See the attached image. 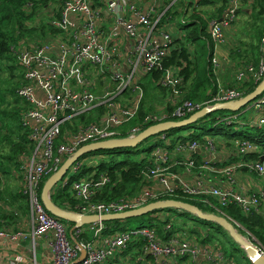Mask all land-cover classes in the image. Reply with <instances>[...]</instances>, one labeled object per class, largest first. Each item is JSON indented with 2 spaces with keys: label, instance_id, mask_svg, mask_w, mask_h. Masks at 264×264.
<instances>
[{
  "label": "built area",
  "instance_id": "2783aa9c",
  "mask_svg": "<svg viewBox=\"0 0 264 264\" xmlns=\"http://www.w3.org/2000/svg\"><path fill=\"white\" fill-rule=\"evenodd\" d=\"M143 1L145 8L134 0H102L101 5L94 4V0H63L61 18L51 24L69 36L57 42L30 43L19 51L18 61L23 79L16 90V97L27 108L22 115L21 125L29 130V141L33 146L31 156L22 161L19 168V177L24 183L22 193L26 196L29 208V230H26V227L14 229L9 226L12 222L0 219V264H39L37 249L40 241H46L51 252L49 264H109L127 249L129 241L133 238H142L144 241V246L139 251L140 262L142 258L152 257L154 260H160L162 264H197L200 261L203 264L234 263H227L222 252L214 250L215 246H201L184 234L157 241L155 231L148 227L108 235L104 234L105 227L99 222L75 226L68 231L67 223L62 225L60 219L51 215L41 201L42 180L55 175L63 163L73 157L80 148L117 139L130 140L142 132L140 127H135L127 131L126 137H121L123 128L137 117L144 95L133 74L118 71L120 64L117 57L120 54L121 35L124 34L133 42L125 55L126 62L131 64L130 70L137 73V69H140L144 75L162 69V58L174 47V38L170 32L172 25H168L173 18L166 15L169 8L166 9L164 0ZM192 1L196 4L199 0ZM243 1L252 0H227L220 18L213 19L208 25L214 45L212 64L215 70L218 68L215 56L217 47L225 44L226 32L233 30ZM108 13L112 15V24L105 30L102 24L104 16ZM133 55H138L134 66L131 62ZM88 68H93L98 74L109 73L111 83L117 87L115 93L107 96L102 102H97V98L90 93L85 78ZM178 73L179 69L175 68L163 71L158 84L168 91L167 102L173 107L172 111L153 112L143 119L144 123L154 126L165 122L184 121L201 110L219 104L235 103L245 97L239 90L225 88L217 80V92L210 101L181 102L182 78ZM214 73L216 74V71ZM247 76L254 84L259 81L261 83L264 76L263 63H260L258 68L247 66L237 70L236 83L242 82ZM128 90L133 93L134 98L128 105H123L121 100L118 102L115 98ZM38 93L43 97L40 98ZM97 106L106 107L104 116L89 124L75 125L74 132L62 136L64 125ZM250 108L257 114L253 121H241L239 115H234L221 122L226 125L236 124L239 129L250 126L260 132L264 128V93ZM158 139H165L164 135L156 137V140ZM234 143V149L241 157L240 161H247L244 156L247 154H254L257 159L248 161L238 169L225 166L216 170L213 162L215 157L212 156L216 154L219 146H215L218 142L210 138H206L203 151L197 143L190 146L177 143L174 154H187L189 157L172 161V165L167 154L162 153L159 148L155 149L152 153L158 165L142 171V176L144 180H149L160 188H151V191L145 189L131 199L95 203L91 198L103 183H93L87 179L73 182L71 191L83 205L72 213L99 216L121 214L142 208L148 203L161 202L162 198L178 192L185 196L211 197L221 206L234 203L244 214H251L259 209L264 211V185L256 191L241 186L237 187V190L214 184L207 186L202 181L189 185L183 183V180L179 181L177 173L173 171L182 169L183 166L190 169L196 167L197 162L190 155L200 150L212 157L208 163L209 168L203 167L221 177L225 176L230 184L234 183L232 173L241 170L264 179V148L250 144L245 138ZM220 146L225 147L224 144ZM80 167L81 163L77 162L70 168L63 186L80 171ZM53 189L55 188L50 190L49 197ZM0 212L12 214L14 217L17 215V212L3 201H0ZM84 234L90 235L89 239H84ZM30 243L31 247L28 246ZM258 248L264 253L259 245Z\"/></svg>",
  "mask_w": 264,
  "mask_h": 264
},
{
  "label": "trees",
  "instance_id": "16d2710c",
  "mask_svg": "<svg viewBox=\"0 0 264 264\" xmlns=\"http://www.w3.org/2000/svg\"><path fill=\"white\" fill-rule=\"evenodd\" d=\"M101 1L94 0V4L101 5ZM170 2L172 0H164L165 5H169ZM226 2L227 0H199L198 3L194 4L192 0H178L177 3L173 4L174 8L168 9L167 16L171 15L174 19L179 14L183 19L181 37L174 41V47L162 58V69L147 73L143 78V83L139 82V86L144 91V102L137 117L123 128L121 137H126L127 131L131 128L140 127L143 132L153 126L151 123H144L143 119L156 112L152 93L155 89L161 88L157 86L163 71L171 68L179 69L178 75L182 78L183 85L190 83L188 89L182 88L184 101L205 103L213 98L217 92V75L214 73L216 70L212 64L214 45L208 31V25L213 19L220 18L222 10L226 7ZM62 4L63 0H0V201L9 206L22 202L24 206H19L18 209L24 215L28 214V204L22 190L19 189L18 193L12 195L8 194L5 188H2L5 177L17 175L19 177L18 171L21 162L31 156L33 149L32 143L29 141V130L24 129L21 125L22 115L27 108L16 97V90L20 87L23 79L18 54L25 45L30 43L57 42L69 36L68 33H64L51 24L54 20H60ZM206 6L211 7V11L197 10L198 7ZM189 9L192 10L191 13H189ZM240 13L242 16L249 17L250 22L242 25L241 28L239 27L238 33L232 37L235 42L234 45L237 46L230 51L229 58L231 61H235L237 70H242L247 66L258 68L260 63L264 65V0L243 1L238 15ZM185 30L187 33L183 34ZM196 42H200V44H196ZM16 70L18 75L13 74ZM14 80L17 82L14 83ZM259 84L260 81L254 84L249 76L245 77L242 82L236 83L234 75L229 83L224 82V86H222L237 89L243 93V96H247ZM162 91L166 94L164 90ZM12 105L16 106L12 107ZM167 105V108L162 112L169 113L172 111L173 107L169 103ZM103 112L104 107L98 106L76 118L78 123L89 124L96 121ZM205 117L200 118L199 121H203ZM223 119L226 117L217 118L215 126H236V124H224L221 122ZM253 120L255 119L249 117L241 121ZM244 128L246 130L251 129L250 126ZM174 130L157 135V138L164 135L165 139L156 140L147 150L98 151L87 155L93 160L89 164L86 163L87 161L79 162L87 157L84 156L78 161L81 163L80 171L71 177L70 182L63 187L52 190L50 197L52 203L61 210L76 212L83 203L74 196L71 185L80 179L91 180L93 183H103V186L91 198V201L95 203L131 199L145 189L151 191V183L144 180L142 171L158 165L156 157L152 153L155 149L159 148L167 152L169 161H178L183 157H176L174 154L177 143L185 146L197 143L199 149L203 151L206 146V138H210L208 135L203 136L195 133L174 137ZM238 138V136H225V138L210 139L220 144L224 143L226 148H230L231 144V148L235 151L234 144L236 143L234 142ZM245 139L249 140L250 144L264 148V140L258 136L246 137ZM237 148L239 149V147ZM191 154L193 155L190 156L195 157V152ZM244 156L253 158L255 155L247 154ZM47 178L49 177H45L40 183V191ZM161 200L187 203L197 207L202 213L224 217L234 225L241 235L250 240L254 239L264 250V217L262 216L264 211L261 209L251 214H244L234 203L221 206L211 197L185 196L181 192ZM170 211L172 210L152 212L136 219L145 220L147 225L141 227L154 230L157 241H165L170 237L182 236L183 233H186L190 239L199 245L215 246L214 250L221 251L224 257L228 258L223 246L225 242L233 241L220 226L202 221L182 211H178V216L182 220L174 219L169 217ZM0 219L12 221L14 218L12 216L7 217L0 212ZM118 223L117 221L103 223L104 234L116 233ZM68 224L69 231L74 223L69 222ZM82 237L89 239L90 235L84 234ZM220 239L224 240V243L219 241ZM142 246H144L142 238H133L129 241L127 249L119 256H126L129 261L131 260L135 264ZM233 262L235 263V261Z\"/></svg>",
  "mask_w": 264,
  "mask_h": 264
},
{
  "label": "rangeland",
  "instance_id": "374dc122",
  "mask_svg": "<svg viewBox=\"0 0 264 264\" xmlns=\"http://www.w3.org/2000/svg\"><path fill=\"white\" fill-rule=\"evenodd\" d=\"M176 1L178 2V0H176ZM197 10L198 11H203V12L207 11V10L211 11V7H209V6L198 7ZM179 11H181V10H179ZM191 12H192V10L189 9V13H191ZM249 22H250L249 17L242 16L241 13H240L237 16V20L234 23L233 30L230 33L226 34L225 44L221 45V47H220V48L224 49V50H222V54L226 57V61L222 60V59L221 60L219 59L221 62H220V68H219V62H218V68H219V71H222L223 77H228L227 78L228 81L233 79V77H234V75L236 73V70H237L236 69L237 66L234 64L235 61L233 62L229 58L230 51L237 46V45H234L235 42H234L232 37H234L238 33V28L239 27L241 28L242 25H244L246 23H249ZM183 24H184L183 23V19H182L181 15H179V14L176 16L175 19H173L170 23H168V25L174 26L173 29H170V32L173 34L174 38L177 37V35H178V31L177 30L181 29ZM246 28H248V27H246ZM186 33H187L186 30L183 31V34H186ZM40 44H42V43H40ZM196 44H200V42H196ZM137 58H138V55H136V56L133 55L131 62L133 64H135L136 61H137ZM200 61L203 62L202 59H200ZM217 69H216V72H217ZM86 73L89 76L92 74L93 77L98 75V73L93 68H88ZM13 74L14 75H18V71L17 70L14 71ZM85 78H86V75H85ZM89 80L91 81V79H89ZM102 81H104V80H102ZM13 82L15 83L17 81L14 80ZM216 82H217V79H216ZM219 82L222 85V79L221 80L219 79ZM189 85H190V83L189 84H185V85H183V83H182L180 91L183 93V91H182L183 89L182 88H184V90L188 89ZM116 88L117 87L113 83H108L107 82V83L104 84V82H101L99 84L98 88H97V92L102 93V94L98 95L99 93L95 92V90L93 88H90V93L95 98H97V100H96L97 102H102L104 99H106L107 96H111L112 94H114L115 91H116ZM161 89L162 88H157L152 93L154 101L156 102V104L159 103L160 105H162L164 102L161 103V101H158L156 98H162L163 97L164 99H166L165 96H168V91L166 89H162V90H164L166 92V94H164ZM133 98H134L133 93H131V91L128 90L125 93V96L121 97L119 100L122 101L120 103H122L123 105H128L132 101ZM144 98L145 97L143 95V99H142L140 108H141V106H142V104L144 102ZM180 101L181 102L184 101L183 95H181ZM148 103H149V101H148ZM158 105L154 104L155 111L160 110L161 106H158ZM15 106L16 105H12V107H15ZM164 106H166L165 103H164ZM250 107H251V103L248 104L246 107L242 108L237 113L229 112V111L213 112L211 114L206 115V117L204 116L205 118H204L203 121H199L200 118H202V117H200L199 119H197V121L192 126L187 127V128H183V129H179V130H174L173 131L174 134H175L174 137L185 136V135H187L189 133H195V134L203 135V136L204 135H208V137H210L212 139L222 138V137H225V136H238L239 139H243L244 137L246 138V137H256V136H258L260 139L264 140V138H263L264 137V128L259 132L256 129H250V130H246L245 128L239 129L236 126H231V127L215 126L216 119L220 118V117H231V116H234V115H239V119L240 120H245L246 118H249V117L253 118V119H256L257 118V114ZM104 115H105V112L100 114V116H104ZM254 117H256V118H254ZM77 118L71 120L70 122H68V124H66V125H64L62 127V132H61L62 136L74 132V126L75 125H81L82 124V123H78ZM258 134H260V135H258ZM155 140H156V136L155 137H149L148 139H146L142 143H140L137 147L131 148L129 150H131V151L147 150L149 147H151L154 144ZM221 144H224V143H221ZM214 145L216 146V144H214ZM220 148L224 149L223 147H220ZM226 150L229 151V152H233V149L231 148V144H230V148H226ZM212 157H218V156L213 154ZM84 161H87L86 163H88V164L93 162V160L91 159L90 156H87L84 159H81L79 162H84ZM229 161H231V162H226L224 160V162H222L221 165L223 167L226 166L227 168L234 167L235 169H238L243 164L248 163V161H239V160H229ZM180 170H184V173H187L186 170H188L189 171V174L187 173L188 176H191V175H194V174H196V175H200V174L201 175H206V173L208 172L206 167H203L202 165H198V164H197L196 167H194L192 169H190V168H188L186 166H183L182 169L178 168L174 172H178ZM184 173H181V174H184ZM239 173H242L240 175L242 177V179H252L253 181L258 183L259 187H262L264 185V183H263L264 179L261 178V177H258L254 173H250V172H247V171H242V172L237 171V172H235V176L237 174H239ZM196 175H195V177H196ZM235 176H233L232 179L235 178ZM66 177L62 181L58 182L57 185L54 188L63 187V183L65 182ZM47 180H48V178H47ZM47 180L44 181L43 186L47 182ZM4 181H5V183L2 186V188L3 189L5 188L8 194H12L13 195L15 193H18V189H21L22 191H24V183H23V180H22L21 177H19V178L17 176L16 177H12V176L5 177ZM148 182H149V180H148ZM26 186H27V183H26ZM145 186H146V184H145ZM150 186H153V185L150 184ZM10 206H12L13 208H17L18 209L19 206H24V205H23L22 202H18L17 204L10 205ZM178 213L179 212L177 210H172L168 214H169V217H171V218H174V219L177 218L179 220H182L178 216ZM19 214L22 215V212L19 213ZM28 214H29V208H28ZM262 216L264 217V212L262 213ZM22 217L25 218V217H27V215L26 216H22ZM27 219L29 221V218H27ZM60 223L62 225H65L66 221L60 220ZM145 225H147L145 220H139V219L137 220L136 218L129 219V220H126V221H120L118 223L117 227H116V232H121V231H125V230H134V229L140 228L141 226H145ZM184 235L187 236L186 233ZM242 237L247 239V237L244 236V235H242ZM188 238L190 239V237H188ZM219 241H222L224 243V240H222V239H220ZM216 244H218V243L216 242ZM223 248H224L225 254L228 256L227 259H229V261L231 263L233 261H235L236 264H238V262H239V264H249L248 261L246 260V257L244 255V253L241 251L239 246L237 244H235L234 242H229V243L225 242ZM37 259H39V258H37Z\"/></svg>",
  "mask_w": 264,
  "mask_h": 264
},
{
  "label": "water",
  "instance_id": "95a60500",
  "mask_svg": "<svg viewBox=\"0 0 264 264\" xmlns=\"http://www.w3.org/2000/svg\"><path fill=\"white\" fill-rule=\"evenodd\" d=\"M264 93V76L261 83L256 87V89L245 96L240 101L235 103H225L215 105L212 108L207 110H201L187 120L180 122H165L158 125H154L141 132L135 138L127 140V139H117L112 141L93 143L87 146L80 148L70 159L66 160L61 168L55 175H52L48 178L47 182L44 184L41 190V201L44 204L46 210L56 218L60 220L66 221V223H74L77 227L81 225H91L96 223H107L113 221H126L129 219L139 218L150 214L152 212L163 211L167 209L182 211L188 213L192 216L197 217L198 219L210 223H215L220 226L226 233H228L231 240L239 246V248L244 253L246 260L249 264H264V253L261 249L258 248V243L254 239H246L242 237V235L238 232V230L234 227L232 223H230L226 218L220 217L217 215L202 213L197 207L178 202L174 200L161 201L148 204L142 208L128 211L121 214H113V215H78L72 212H67L57 208L51 201L49 197V192L52 188H54L58 182L62 181L68 174L70 168L77 163L84 156L90 155L91 153H95L98 151L108 150H124L131 149L137 147L144 140L149 137H157V135L168 132L169 130H179L183 128H187L192 126L197 119L200 117H204L213 112H221V111H229L237 113L242 108L246 107L248 104H252L258 97H260ZM31 247V243L28 245ZM82 257H84V253H82Z\"/></svg>",
  "mask_w": 264,
  "mask_h": 264
},
{
  "label": "crops",
  "instance_id": "0c3cea01",
  "mask_svg": "<svg viewBox=\"0 0 264 264\" xmlns=\"http://www.w3.org/2000/svg\"><path fill=\"white\" fill-rule=\"evenodd\" d=\"M134 1L137 4L141 5L142 8H145V3H144L143 0H134ZM175 3H176L175 0H172V2L169 3V5L166 4V9H167V7L168 8H174L173 4H175ZM165 10H164V13H165ZM111 18H112V15L110 13H108V14H106L104 16V22L102 24V28L103 29H105V30L109 29V27L112 24V19ZM173 28H174V26L171 27V29H173ZM181 30H182V28L177 30L178 31V35H177L176 38H174L173 34H171L172 37L174 38V41L181 37ZM227 33H230V31H227L226 34ZM120 40L122 41V43H121V47H120V54L117 57V60L120 63V67H119L118 71L123 72V73H131V74L134 75V80L136 81L137 84H139L140 81L143 83V80H144L143 78L145 77V75L141 72L140 69H137L138 70L137 73L135 71H133V70H130L131 69V64L129 65L128 62H126L127 59H125V55H126L127 51L130 50V47L132 46V43H133L132 40H130L124 34L121 35ZM220 47L221 46L217 47V50H216V53H215L216 59H218L217 61L219 62V68H220V62H221L220 60L222 59V60L226 61V57L222 54V50H224V49L220 48ZM133 66H134V64H133ZM219 68L217 69V72H216V74H217V78L216 79L218 81H219V79L220 80L222 79V85L224 86V82L229 83V81L227 79L228 77H223L222 71H219ZM98 75L93 77L92 74L89 76L86 73V81H87L89 87L93 88L95 90V92H97V88H98V86H99V84L101 82H104V84L107 83V82L111 83L110 74L109 73L98 74ZM89 79H91V81ZM102 80H104V81H102ZM157 87H159V85ZM126 92L127 91H125L121 96H117L115 99L118 101L121 97L125 96ZM97 93H99V92H97ZM101 94L102 93H99L98 95H101ZM38 96L40 98L43 97L41 93H38ZM165 98L166 99H164L163 97L162 98H156V99L158 101H161V103L164 102L166 104V106H164V103L162 105H160L158 103L159 104L158 105L153 100V105L155 104V105L161 106L160 110H158L156 112L164 111L167 108L168 102H166V101L168 99V96H165ZM102 107H104V112H106L105 111L106 107L105 106H102ZM101 117L102 116H100L99 118H101ZM251 129H255V128L252 127ZM235 140H240V139L238 138V139H235ZM220 145H221L220 143L216 144V146H219V147H217L215 155H217L218 157H215V159L213 161V162H215L214 167H215L216 170H219V169L221 170L222 169L223 166L221 165V163L224 162V160L226 162H231L229 160H239V161L241 160V157L236 153V151L229 152V151L226 150V148L224 146H223L224 149H221ZM161 152L167 154V152H165V151L161 150ZM175 156L176 157H181V158L183 157L182 159H185V158L189 157V155H187V154H184V155H181V156H177V155H175ZM193 158L195 159V161L197 162L198 165L206 166L207 168H209V166H208L209 161L212 160V157H210L209 155H207L204 152H201L200 150L195 151V157H193ZM254 159H257L256 155L253 158L245 157V160H247V161H253ZM171 162L172 161H169L170 164H171ZM205 164H207V165H205ZM175 170L176 169H174L173 171H175ZM242 171L243 170H241L240 172H242ZM176 173H177V176L179 178V181L183 180V181H185L183 183H186V184L189 183V185H194V184H196V182L202 181L207 186H211V184H214V185H216L218 187L232 188V189H235V190H237V187H239V186L248 188L251 191H256L259 188L258 183L253 181L252 179H242V177L240 176L242 173H239L236 176H235V172L232 173V177L235 176V178H233V182H234L233 184H230V181L225 176L221 177L219 174H217L215 172H211V171H208L206 173L207 177H204V175L201 176V175H196V174L191 175V176H188L187 174H181V173H184V170H180V171H178ZM195 175H196V177H195ZM17 177H18V175H17ZM4 183H5V181L2 182L3 185H4ZM263 183H264V181H263ZM176 184H177V182H176ZM152 185H153V186H151L152 189H159L160 188L155 183H153ZM18 191H19V189H18ZM10 207L17 212V215H16V217H14V216H12L11 213H10L11 215H7V214L1 212L2 214H4L7 217L12 216L14 218L12 221H9L8 219H6L9 222H12L10 225L9 224H7V225L13 226L14 229L25 228L26 227V230H29V228H28V219H27V218H29V214H26L27 217L23 218L22 216H26V215H24V214L20 215L19 214L20 211L17 208H13L12 206H10ZM75 226L76 225L74 224V226L70 227V230H72V228L75 227ZM67 227H69L68 223H67ZM37 258H39V259H37V262L39 264H49V262H51V252H50V250H49V248L47 246L46 241H40L38 249H37ZM139 260H140V255L138 254L135 264H162L160 262V260H154L152 257H149L147 259L142 258L141 262ZM225 261H227V263L230 262L229 259H227V258H225ZM109 264H134V263L131 262V260L129 261L126 256H119L118 255ZM197 264H203V263L200 261Z\"/></svg>",
  "mask_w": 264,
  "mask_h": 264
}]
</instances>
